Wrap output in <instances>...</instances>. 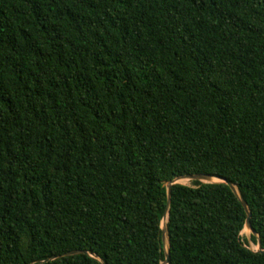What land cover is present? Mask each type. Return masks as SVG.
Here are the masks:
<instances>
[{
	"label": "trees",
	"instance_id": "16d2710c",
	"mask_svg": "<svg viewBox=\"0 0 264 264\" xmlns=\"http://www.w3.org/2000/svg\"><path fill=\"white\" fill-rule=\"evenodd\" d=\"M187 174L264 250V0H0V264H264Z\"/></svg>",
	"mask_w": 264,
	"mask_h": 264
},
{
	"label": "water",
	"instance_id": "95a60500",
	"mask_svg": "<svg viewBox=\"0 0 264 264\" xmlns=\"http://www.w3.org/2000/svg\"><path fill=\"white\" fill-rule=\"evenodd\" d=\"M210 178H216V179L220 180L219 183L226 184L229 187V189L231 190V192L236 196V198L238 199L241 207L243 208V210L245 212V221H244V226H243L242 230H244V229L249 230L251 235L256 237V239H257V248H258L256 250V252L264 253V250L259 248L258 236L255 234V232L253 231V229L250 226L251 213L248 210L247 204L239 196V194H238V192L236 190V187L233 184H231L230 182L225 181L224 179H220L218 177L210 176V175H203V174H187V175H182V176L173 178L171 181H169V182H167L165 184L166 194H167L166 213H167V209H168V205H169L170 188H171L172 185L178 184V181L180 179H186V180H188L190 182L191 181H198L200 183H210L208 181ZM163 219H165V222H166V214L164 215ZM161 240H162V244L163 245H164V241L166 242V247L164 248V261L159 263V264H169L168 237H167V230L165 228V225H164L163 228L161 227ZM81 253H84V252H82V251H70V252L64 253L62 256H64V257L65 256H72V255H77V254H81ZM55 258L56 257L48 258V259H46L44 261L39 262V264L46 263V262H48L50 260H53Z\"/></svg>",
	"mask_w": 264,
	"mask_h": 264
},
{
	"label": "rangeland",
	"instance_id": "374dc122",
	"mask_svg": "<svg viewBox=\"0 0 264 264\" xmlns=\"http://www.w3.org/2000/svg\"><path fill=\"white\" fill-rule=\"evenodd\" d=\"M210 183H219L220 180L216 179V178H210L208 180ZM178 184L180 185H186V186H189L190 185V181L186 180V179H180L178 181ZM250 231L249 230H242L240 232V238H241V241L242 243L244 244V246L248 249H250L251 251H256L258 248H257V245L256 244H253L251 241H250Z\"/></svg>",
	"mask_w": 264,
	"mask_h": 264
},
{
	"label": "bare ground",
	"instance_id": "6f19581e",
	"mask_svg": "<svg viewBox=\"0 0 264 264\" xmlns=\"http://www.w3.org/2000/svg\"><path fill=\"white\" fill-rule=\"evenodd\" d=\"M164 225H165V219H163L162 221H161V227L163 228L164 227ZM164 248L166 247V242L164 241Z\"/></svg>",
	"mask_w": 264,
	"mask_h": 264
}]
</instances>
